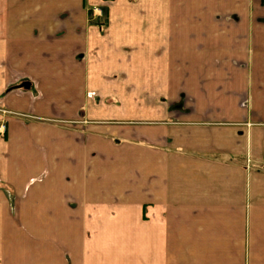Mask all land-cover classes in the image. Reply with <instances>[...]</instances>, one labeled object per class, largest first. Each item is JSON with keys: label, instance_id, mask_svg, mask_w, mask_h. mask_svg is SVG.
Segmentation results:
<instances>
[{"label": "crops", "instance_id": "1", "mask_svg": "<svg viewBox=\"0 0 264 264\" xmlns=\"http://www.w3.org/2000/svg\"><path fill=\"white\" fill-rule=\"evenodd\" d=\"M0 108V264H264V1L0 0Z\"/></svg>", "mask_w": 264, "mask_h": 264}, {"label": "rangeland", "instance_id": "2", "mask_svg": "<svg viewBox=\"0 0 264 264\" xmlns=\"http://www.w3.org/2000/svg\"><path fill=\"white\" fill-rule=\"evenodd\" d=\"M86 13L89 16V20H93V23L95 26L101 27V30H104V31H106L108 29L109 24H108V20H107V12L103 6L96 5V6L87 7ZM25 88H27V87H25ZM0 111H1V113H4V112L6 113V111L3 109H1ZM0 137H2V136H0ZM132 254L138 255V247H133ZM133 264H135V263H133Z\"/></svg>", "mask_w": 264, "mask_h": 264}, {"label": "built area", "instance_id": "3", "mask_svg": "<svg viewBox=\"0 0 264 264\" xmlns=\"http://www.w3.org/2000/svg\"><path fill=\"white\" fill-rule=\"evenodd\" d=\"M4 133H5V122L0 121V136L3 137Z\"/></svg>", "mask_w": 264, "mask_h": 264}, {"label": "water", "instance_id": "4", "mask_svg": "<svg viewBox=\"0 0 264 264\" xmlns=\"http://www.w3.org/2000/svg\"><path fill=\"white\" fill-rule=\"evenodd\" d=\"M23 86H24V87H28V83H24Z\"/></svg>", "mask_w": 264, "mask_h": 264}, {"label": "flooded vegetation", "instance_id": "5", "mask_svg": "<svg viewBox=\"0 0 264 264\" xmlns=\"http://www.w3.org/2000/svg\"><path fill=\"white\" fill-rule=\"evenodd\" d=\"M262 1H264V0H262Z\"/></svg>", "mask_w": 264, "mask_h": 264}]
</instances>
